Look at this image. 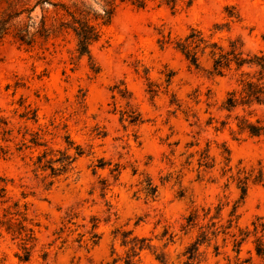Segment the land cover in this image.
Instances as JSON below:
<instances>
[{
	"label": "rangeland",
	"instance_id": "374dc122",
	"mask_svg": "<svg viewBox=\"0 0 264 264\" xmlns=\"http://www.w3.org/2000/svg\"><path fill=\"white\" fill-rule=\"evenodd\" d=\"M50 1L0 0V24L6 21L0 115L11 130L4 135L0 129V147L7 151L0 154L7 188L0 199V264H186L199 227L218 206L213 221L228 226L236 203L238 222L201 245L192 264L259 263L254 236L237 253L232 235L264 221V188L250 185L239 202L223 168L226 149L233 173L240 162L264 164V138L222 126L220 106L237 76L211 75L207 53L200 69L190 67L175 41L198 29L223 45L240 38L246 52L264 54V0H194L176 11L159 0L143 10L117 0L109 24L103 23V0ZM67 10L91 19L101 32L91 47L93 62L78 57L71 31L60 30L71 19ZM21 30L34 40L31 47L17 42ZM127 110L138 111L143 122L122 120ZM34 138L44 146H34ZM206 149L213 168L198 165ZM60 152L76 159L69 171L51 177L50 168L39 166H49ZM150 180L157 189L147 196ZM208 207L211 216L203 219ZM195 209L196 224L184 228Z\"/></svg>",
	"mask_w": 264,
	"mask_h": 264
},
{
	"label": "trees",
	"instance_id": "16d2710c",
	"mask_svg": "<svg viewBox=\"0 0 264 264\" xmlns=\"http://www.w3.org/2000/svg\"><path fill=\"white\" fill-rule=\"evenodd\" d=\"M51 2L50 0H46ZM105 3L104 14L106 20L104 24H109L111 19L118 7L117 0H103ZM121 3H127L135 7L136 9L143 10L146 9L150 3L154 0H119ZM159 6L165 5L176 11L179 8L185 7L189 8L193 5L194 0H159ZM90 13H86L85 16L88 17ZM67 16L71 19L67 23H63L59 27L60 30L66 29L71 31L76 38V52L78 57H88L90 62H93L91 47L93 44L97 43L101 39V32L98 27H96L88 18H79L76 13H72L67 10ZM6 21L0 24V38L6 34V28L4 27ZM220 27H215L216 30ZM45 29V28H44ZM46 31V30H44ZM48 35L50 33L46 31ZM17 42L21 46L31 47L34 40L29 37L27 30H21L16 36ZM167 42V41H166ZM164 43V42H163ZM175 49L180 52L186 59L190 67L195 69L201 68V55H207L212 60V66L209 73L213 76H224L226 72L233 71L237 76L235 80L234 88L227 93L225 100L220 106V111L226 114V119L222 122V126L229 125L233 133L237 132L239 135H247L251 138H264V54L263 53H249L244 49V44L240 38L228 39V44L223 45L218 42L212 41L211 38H207L205 34L198 29H192L184 38H180L175 41ZM93 70L95 73L99 72V68ZM156 90L150 89L149 92L154 94ZM1 114V111H0ZM213 119V118H212ZM35 120V119H34ZM122 120L128 121L131 124H137L143 122V118L138 111L127 110L122 112ZM37 121V120H35ZM211 124V123H210ZM8 123L6 119L0 115V129H3V134H10L11 130L6 129ZM219 130V128H216ZM31 143L34 146H44L40 143L38 138L32 139ZM193 146V145H191ZM226 164L223 168V175H228V180L232 179L235 182L238 191L240 192V201L242 202L250 188V185H260L264 188V164L258 162L256 165L247 167L241 162L237 167L236 173H233V167L231 166V156L228 149H226ZM7 151L4 147H0V154H6ZM78 156L83 154L81 148H77ZM47 152L43 155L38 156V163H42L43 159L46 158ZM188 157L187 164H189ZM76 157L71 156L67 152H60V157L55 160L48 161L50 165L39 166L42 168H50L52 171L51 177H56L61 174L66 173L71 169L73 162ZM209 155V150H205L201 154V158L198 160V165L200 168H213L214 164L211 162ZM53 163H59L61 168H56ZM59 170V174L56 171ZM2 184V185H1ZM4 184V185H3ZM157 187L152 183V181H147L144 187V192L147 196L155 195ZM7 188L5 184V179L0 177V199L6 196ZM16 206H18L16 204ZM238 205L233 206L230 211V219L228 220L229 225L216 227L217 224L213 219L220 217L221 207L216 208V214L212 216L206 225H201L199 227V234L196 236L194 242L187 248L185 256H187L188 261L186 264H192V260L196 258L201 245L208 243L212 238L218 237L220 233L228 234L229 229L232 228L233 223H237L239 215L237 214ZM199 210H193L190 215L186 218V225L184 228L193 227L199 218ZM203 219L211 216L212 208H202ZM216 216V217H215ZM3 222L0 220V234L3 227ZM253 231H250L249 227L245 229L239 228V237L233 234L234 238V248L237 253H240L242 244L246 239L252 234L254 236L253 250L259 263L251 264H264V221L258 218L252 223ZM10 230V228H8ZM20 232H25L28 239H33V233L31 229H27L24 225H21ZM15 234L14 230H11ZM217 251L219 250L216 247ZM218 253V252H217ZM28 258L26 257L25 260ZM157 259L164 263L163 258L157 257Z\"/></svg>",
	"mask_w": 264,
	"mask_h": 264
}]
</instances>
